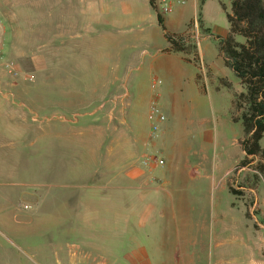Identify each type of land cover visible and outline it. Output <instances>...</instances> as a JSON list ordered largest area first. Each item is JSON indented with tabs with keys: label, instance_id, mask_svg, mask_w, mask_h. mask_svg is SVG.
I'll return each mask as SVG.
<instances>
[{
	"label": "crops",
	"instance_id": "obj_1",
	"mask_svg": "<svg viewBox=\"0 0 264 264\" xmlns=\"http://www.w3.org/2000/svg\"><path fill=\"white\" fill-rule=\"evenodd\" d=\"M206 2L176 4L171 14L159 17L162 28L150 0H0L3 52L13 31L6 22L17 19L14 6L27 15L21 21L56 26V109L74 114L100 103L96 109L109 108L118 120L115 147L102 158L108 167L110 155L116 156L117 170L101 180L106 188L101 187V204L95 209L78 194L77 202L65 204L59 194L55 239H45L33 214L18 213L19 204L32 203L34 195L19 189L23 183H10L0 168V264H192L209 246L219 254L217 264H237L225 256L238 247L237 214L246 211L234 204L228 186L245 157L243 127L233 121L234 95L242 87L225 66L216 39L228 34V24H213L212 4ZM166 35L186 38L195 48L172 52ZM16 101L23 100L0 92V163L30 131L44 132L30 124V110ZM169 117L180 120L184 131L171 152ZM151 155L164 165L142 166ZM248 173L241 168L237 183ZM110 180L116 181L112 204ZM13 189L16 201L10 199ZM257 206L264 209V200ZM94 212L102 221L92 220Z\"/></svg>",
	"mask_w": 264,
	"mask_h": 264
},
{
	"label": "rangeland",
	"instance_id": "obj_2",
	"mask_svg": "<svg viewBox=\"0 0 264 264\" xmlns=\"http://www.w3.org/2000/svg\"><path fill=\"white\" fill-rule=\"evenodd\" d=\"M206 1L207 5L212 4L213 24L224 26L225 13L230 10L229 1ZM13 9L17 10L13 12L17 19L6 22L11 24L13 31L6 36L8 45L4 46L3 57L5 61L13 62L14 66L10 72L0 66V92L20 96L23 101L16 103L30 110V124L39 129L43 126L44 132L42 134L39 130L37 136L30 131L12 149L8 148V159L0 163V168L10 175V183L21 182L23 186L19 189L32 191L34 195V198H29L32 203L19 204L18 213L33 214L34 222L38 218L42 223L45 239H55L59 194L65 204L77 202L76 194L79 201H87L94 208L101 204V195L104 194L101 187L106 189L101 180H104L106 173L110 178L114 177L117 170L116 156L110 155L112 158L108 161V167L102 158L108 147H115L118 120L115 111L111 112L109 108L96 109L100 103L93 104L91 108L76 110L74 114L56 109V26L53 28V22L32 19L21 21L27 15L21 12L19 5ZM5 81L14 84L11 87L4 86ZM168 119L170 124L173 123L167 141L171 152L174 141H178L184 131L180 127V120L173 122L170 117ZM88 127L93 128L92 133L86 132ZM261 144L264 146V139ZM239 164L233 170L228 186L229 190L239 192V195H233L234 204L245 207L246 211L237 214L241 221L237 230L238 247H232L231 255L225 257L233 256L237 264H264V209L257 206L260 205V199L264 200V190L261 188L264 161L260 156L250 160V165L244 168L251 173H248L250 175H247L248 179L244 183L236 181V175L241 169ZM33 185L34 188H31ZM115 187L116 181L110 180V204L116 201L115 195L111 193ZM244 189L247 190L245 193ZM12 192L10 199L16 201L15 189ZM255 196H258V202ZM24 205L29 206V209L23 210ZM108 219L114 220L115 213H109ZM92 220L102 221V214L94 212ZM191 250L194 252L193 248ZM218 255L213 246H209L205 255L196 253L197 259L192 264H217Z\"/></svg>",
	"mask_w": 264,
	"mask_h": 264
},
{
	"label": "trees",
	"instance_id": "obj_3",
	"mask_svg": "<svg viewBox=\"0 0 264 264\" xmlns=\"http://www.w3.org/2000/svg\"><path fill=\"white\" fill-rule=\"evenodd\" d=\"M229 12L225 13L228 34L218 40L224 64L239 81L242 91L234 95V122L243 127L240 142L244 159L239 167L250 165L259 157L264 161V0H228ZM162 28V21L158 17ZM172 52L189 53L195 45L181 36L166 35ZM232 195L239 192L230 190Z\"/></svg>",
	"mask_w": 264,
	"mask_h": 264
},
{
	"label": "built area",
	"instance_id": "obj_4",
	"mask_svg": "<svg viewBox=\"0 0 264 264\" xmlns=\"http://www.w3.org/2000/svg\"><path fill=\"white\" fill-rule=\"evenodd\" d=\"M185 0H150L151 6L154 9L158 17H164L172 13L173 8L176 4H184ZM0 66L5 70L10 72L13 69V62L5 61L3 57L2 46L0 45ZM154 112L155 110L152 109ZM158 121H163V116H157ZM158 131L157 123L151 125V134L155 136ZM142 166L145 167H162L164 165L163 159L159 158L156 155L146 156L141 162ZM152 181H155V178H151ZM23 210H28L29 206L24 205Z\"/></svg>",
	"mask_w": 264,
	"mask_h": 264
}]
</instances>
